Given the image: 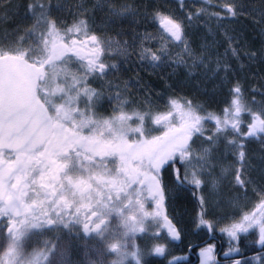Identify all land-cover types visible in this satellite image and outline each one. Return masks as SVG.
I'll list each match as a JSON object with an SVG mask.
<instances>
[{"label": "snow or ice", "instance_id": "6c2138e0", "mask_svg": "<svg viewBox=\"0 0 264 264\" xmlns=\"http://www.w3.org/2000/svg\"><path fill=\"white\" fill-rule=\"evenodd\" d=\"M264 264V0H0V264Z\"/></svg>", "mask_w": 264, "mask_h": 264}, {"label": "flooded vegetation", "instance_id": "af4514ba", "mask_svg": "<svg viewBox=\"0 0 264 264\" xmlns=\"http://www.w3.org/2000/svg\"><path fill=\"white\" fill-rule=\"evenodd\" d=\"M183 250L184 253L188 254V258L191 259L192 261H195V264H198V257L195 253L191 252L185 245H178L177 246V252L175 254L179 255L180 250Z\"/></svg>", "mask_w": 264, "mask_h": 264}]
</instances>
